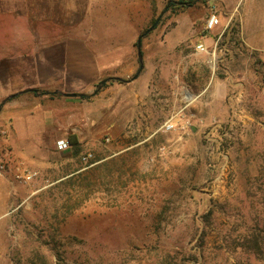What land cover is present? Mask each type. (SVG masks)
Returning <instances> with one entry per match:
<instances>
[{
	"label": "rangeland",
	"instance_id": "1",
	"mask_svg": "<svg viewBox=\"0 0 264 264\" xmlns=\"http://www.w3.org/2000/svg\"><path fill=\"white\" fill-rule=\"evenodd\" d=\"M202 1L175 12L164 9L167 0L123 7L138 36L162 13L141 37L148 58L159 40L176 44L168 78L153 83L159 111L129 118L112 138L105 119L91 118L94 104L67 107L76 122L63 128L50 112L27 151L0 150V264H264V40L244 38L234 0ZM108 7L106 0H0V48L18 38L63 49L62 37L78 26H117ZM212 14L218 22L207 31ZM33 58L0 54V84L17 80L8 100L36 83ZM72 136L79 153L60 157L51 139L71 147ZM20 170L35 177L23 182Z\"/></svg>",
	"mask_w": 264,
	"mask_h": 264
},
{
	"label": "crops",
	"instance_id": "2",
	"mask_svg": "<svg viewBox=\"0 0 264 264\" xmlns=\"http://www.w3.org/2000/svg\"><path fill=\"white\" fill-rule=\"evenodd\" d=\"M106 1L110 6L108 8L115 9H111V15L109 13L110 16L107 18H119L117 26L109 30L100 29L95 23L88 22L87 25L75 28L71 36L62 37L63 49L50 45L48 41L36 47L33 41L27 42L26 46L19 45L18 38L10 47L0 48V54L34 56L35 68L32 74L37 80L36 83L31 82L27 85L26 90L23 88L20 98L14 100L8 99L17 94L16 77H13L15 80L13 84L8 83V86L0 84V126H4L8 136L6 140L0 138V150L6 149L13 154H19L22 149L27 151L26 145L31 136L44 131L42 126L47 124L50 112L52 115L58 112L59 124L65 128L76 122V117L79 116L77 113L74 117L68 115L71 108L79 106V110H86L94 104L96 107L91 118L105 119V127L113 138L114 132L124 130L129 118L139 116L144 118L143 113L159 111L155 99L150 96L153 83L157 85L168 78L165 72L172 69L171 58L176 55V44L162 46L159 40L151 58H148L144 49H140L144 61L142 67L147 73L139 72L134 78L133 74L139 64L137 48L134 49V43L139 37V26L130 22L129 12L123 13V7L133 4L134 0ZM234 3L240 7L241 33L244 38L264 40V2L253 0L244 3V0H234ZM105 14L106 12H103L104 16ZM145 21L147 20L143 17L142 21L138 20L135 23L138 25ZM28 35L30 36L27 34L26 39ZM49 55L56 56L53 58L55 60L48 59ZM38 56H42V59ZM103 79H106L104 84L95 89L97 81ZM38 89L47 93L41 94ZM24 90L32 91L31 94H27L28 92ZM64 93L84 94L86 97H66ZM100 101H106L104 108L99 107ZM74 131H77V127H74ZM52 133L58 134L54 128ZM77 134L80 135L81 132L77 131ZM57 140L58 137L51 139L53 147ZM58 153L62 158L69 154L67 150H58Z\"/></svg>",
	"mask_w": 264,
	"mask_h": 264
},
{
	"label": "built area",
	"instance_id": "3",
	"mask_svg": "<svg viewBox=\"0 0 264 264\" xmlns=\"http://www.w3.org/2000/svg\"><path fill=\"white\" fill-rule=\"evenodd\" d=\"M218 22V19L215 17V15H210L207 19H206V22H205V26H204V29L205 30H210L211 28H213ZM196 49L198 51H205V47L202 43L200 44H197L196 45ZM173 128V125L172 123H167L164 125V129L166 130H170ZM56 146H57V149L59 150H67L70 148V144L68 142V140L66 139H59L57 142H56ZM91 154L87 153V154H84L81 159L82 161L84 162H87L90 158ZM4 169V165L3 164H0V170H3ZM35 177V173L34 172H31L30 170H20L18 171V173H16V178L22 180L23 182H28L30 180H32L33 178Z\"/></svg>",
	"mask_w": 264,
	"mask_h": 264
},
{
	"label": "trees",
	"instance_id": "4",
	"mask_svg": "<svg viewBox=\"0 0 264 264\" xmlns=\"http://www.w3.org/2000/svg\"><path fill=\"white\" fill-rule=\"evenodd\" d=\"M204 1L205 0H203L202 2H204ZM195 2H196V0H167L164 9L166 11L167 10H170L172 12H175V11L181 10L183 8L190 7ZM155 21H156V19H153L151 25H153ZM146 30L147 29H145L144 32L142 34H140L139 36L140 37H143V35L145 34ZM134 46L135 47L137 46L136 42L134 43ZM46 93L47 92H45V91H42L41 92V94H46ZM50 95H55V94L54 93H50ZM13 97H15V96H13ZM81 97L82 98L83 97H86V95L83 94V95H81ZM70 141H71V147H70V150L68 152H69V155L75 156V155H77L79 153L80 147H79V145L77 143V140H76L75 136H72V138L70 139Z\"/></svg>",
	"mask_w": 264,
	"mask_h": 264
},
{
	"label": "water",
	"instance_id": "5",
	"mask_svg": "<svg viewBox=\"0 0 264 264\" xmlns=\"http://www.w3.org/2000/svg\"><path fill=\"white\" fill-rule=\"evenodd\" d=\"M161 15H162V13L158 16V18L156 19V21L154 22V24H153L150 28H148V29L146 30L145 33H148V32H149V31H150V30H151V29L157 24V22L159 21ZM140 42H141V37L139 36V37L137 38V40H136V44H137L136 48H137V54H138V59H139V68H138L137 73H136V75L134 76V78H135V77L137 76V74L141 71L142 66H143V63H142V57H141V52H140ZM105 81H106V79L101 80V81H100V84H99L98 87H100V85H102ZM63 95L66 96V97H76V96H81V95H83V94L64 93Z\"/></svg>",
	"mask_w": 264,
	"mask_h": 264
}]
</instances>
